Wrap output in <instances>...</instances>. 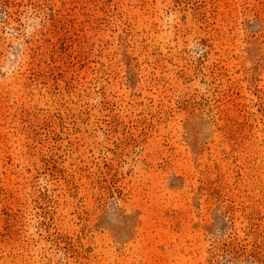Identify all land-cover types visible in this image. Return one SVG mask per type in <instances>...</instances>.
<instances>
[{
	"label": "rangeland",
	"instance_id": "374dc122",
	"mask_svg": "<svg viewBox=\"0 0 264 264\" xmlns=\"http://www.w3.org/2000/svg\"><path fill=\"white\" fill-rule=\"evenodd\" d=\"M0 264H264V0H0Z\"/></svg>",
	"mask_w": 264,
	"mask_h": 264
}]
</instances>
